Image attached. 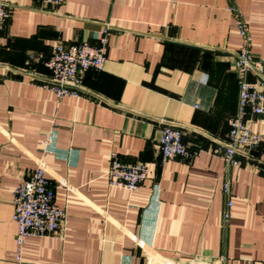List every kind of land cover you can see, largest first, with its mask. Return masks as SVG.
<instances>
[{"label":"crops","instance_id":"1","mask_svg":"<svg viewBox=\"0 0 264 264\" xmlns=\"http://www.w3.org/2000/svg\"><path fill=\"white\" fill-rule=\"evenodd\" d=\"M3 1L0 264L264 260V116H249L263 134L257 155L241 152V165L228 166L220 151L239 109L236 17L264 60V0ZM106 24L104 68L87 70L80 94L58 98L45 86L53 43L95 41ZM167 122L183 129L191 156L162 159ZM113 152L149 164L138 189L109 184ZM39 165L67 216L59 232L28 236L17 260L14 190Z\"/></svg>","mask_w":264,"mask_h":264},{"label":"built area","instance_id":"2","mask_svg":"<svg viewBox=\"0 0 264 264\" xmlns=\"http://www.w3.org/2000/svg\"><path fill=\"white\" fill-rule=\"evenodd\" d=\"M59 5L65 0H43ZM10 15L8 4L0 0V33ZM236 24L241 35V44L236 52L235 69L239 80V109L228 119V139L221 147V153L228 166H240L239 154H249L263 140V134L250 124V115L264 116V60L252 51L253 36L249 22L237 14ZM109 24L96 36V40H82L66 43L59 39L52 45L51 54L45 60L50 69V80L45 86L54 90L61 98L67 94L78 95L88 69H103L108 58ZM254 76L252 78L251 76ZM1 80V75H0ZM51 140L48 132L45 142ZM245 149L247 151H245ZM158 151L163 160L178 156H191L192 152L184 139L183 129L173 123H165L160 130ZM149 164L145 161H124L116 152L112 153L107 170L111 186L136 190L148 176ZM224 192L231 194V181L224 182ZM14 214L17 223L15 258L21 260L28 236H46L59 232L66 220V208L56 201V194L44 166H37L32 174L18 184L14 190ZM234 204L229 196L228 207ZM225 219L231 217L230 209L225 210ZM258 264H264V260Z\"/></svg>","mask_w":264,"mask_h":264},{"label":"water","instance_id":"3","mask_svg":"<svg viewBox=\"0 0 264 264\" xmlns=\"http://www.w3.org/2000/svg\"><path fill=\"white\" fill-rule=\"evenodd\" d=\"M245 151H247V150L245 149ZM249 154H250V156L257 155V154H258V150H257L256 148L251 149V150L249 151Z\"/></svg>","mask_w":264,"mask_h":264}]
</instances>
